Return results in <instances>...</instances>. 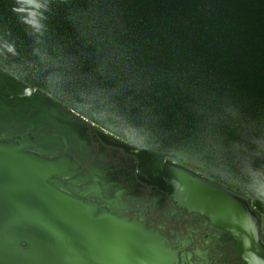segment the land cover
<instances>
[{"label": "water", "instance_id": "obj_1", "mask_svg": "<svg viewBox=\"0 0 264 264\" xmlns=\"http://www.w3.org/2000/svg\"><path fill=\"white\" fill-rule=\"evenodd\" d=\"M81 120L264 264L229 191L264 219V0H0V264H169L155 234L87 200L117 208L122 185L101 193L94 165L65 185Z\"/></svg>", "mask_w": 264, "mask_h": 264}, {"label": "flooded vegetation", "instance_id": "obj_2", "mask_svg": "<svg viewBox=\"0 0 264 264\" xmlns=\"http://www.w3.org/2000/svg\"><path fill=\"white\" fill-rule=\"evenodd\" d=\"M29 93H35V90L30 89ZM79 123L83 125L81 133L85 140L82 151H78L82 164L69 169L71 176L62 179L65 185L86 175L89 180L86 179L84 183L76 182L79 188H85L91 182L90 168L93 165L100 172L93 174L105 178L99 177L101 193L105 194L103 183L108 185L109 193L122 185L124 188L119 200L121 205L117 208L108 206L96 197L88 196L87 200L96 203L98 209L106 207L119 217H125L155 234L162 247L171 252L170 256L166 252L169 264H244L234 251L235 240L227 230L198 212L178 206L157 187L137 181L138 159L135 153L139 151L138 148L102 133L91 123L82 120ZM68 153L69 150L61 152L62 155ZM70 156L73 158L72 154ZM229 191L241 201L257 223L262 239L264 219L257 212L253 201L238 192Z\"/></svg>", "mask_w": 264, "mask_h": 264}]
</instances>
